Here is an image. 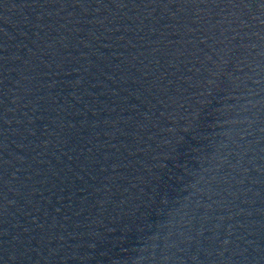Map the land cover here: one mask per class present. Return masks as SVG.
<instances>
[{
	"label": "water",
	"instance_id": "obj_1",
	"mask_svg": "<svg viewBox=\"0 0 264 264\" xmlns=\"http://www.w3.org/2000/svg\"><path fill=\"white\" fill-rule=\"evenodd\" d=\"M0 264H264V4L0 0Z\"/></svg>",
	"mask_w": 264,
	"mask_h": 264
},
{
	"label": "snow or ice",
	"instance_id": "obj_2",
	"mask_svg": "<svg viewBox=\"0 0 264 264\" xmlns=\"http://www.w3.org/2000/svg\"><path fill=\"white\" fill-rule=\"evenodd\" d=\"M189 3H203L204 0H187ZM209 2H215V0H209ZM225 2H235V0H225ZM262 4H264V0H260Z\"/></svg>",
	"mask_w": 264,
	"mask_h": 264
}]
</instances>
